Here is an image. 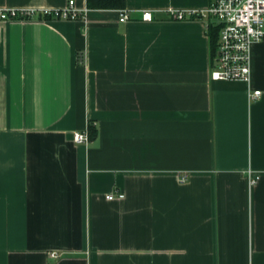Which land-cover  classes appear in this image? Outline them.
I'll use <instances>...</instances> for the list:
<instances>
[{"label":"crops","instance_id":"crops-1","mask_svg":"<svg viewBox=\"0 0 264 264\" xmlns=\"http://www.w3.org/2000/svg\"><path fill=\"white\" fill-rule=\"evenodd\" d=\"M74 1L0 19V264H264V38L211 81L217 23L169 11L213 0Z\"/></svg>","mask_w":264,"mask_h":264},{"label":"built area","instance_id":"built-area-1","mask_svg":"<svg viewBox=\"0 0 264 264\" xmlns=\"http://www.w3.org/2000/svg\"><path fill=\"white\" fill-rule=\"evenodd\" d=\"M171 16L178 21L188 18H207L214 20L219 27V41L210 70L211 81H232L250 84L252 80V49L264 38V0H213L210 5L201 11L170 10ZM42 15L43 19L65 21H79L85 18V11L76 7L75 1L70 0L66 7L58 10H0L1 20L34 19ZM127 11H121L119 21H129ZM152 11H143L142 20L152 21ZM256 100L261 91L251 93ZM74 142L87 145L90 142L89 130L74 133ZM258 178H254L255 182ZM184 181L185 178L183 177ZM123 196H120V198ZM113 200L114 196L107 197ZM57 258V253H51Z\"/></svg>","mask_w":264,"mask_h":264},{"label":"trees","instance_id":"trees-1","mask_svg":"<svg viewBox=\"0 0 264 264\" xmlns=\"http://www.w3.org/2000/svg\"><path fill=\"white\" fill-rule=\"evenodd\" d=\"M87 6L90 9H102V8H113V7H123L124 0H87ZM212 39L213 52L216 50V43L219 38V29L212 28L210 33Z\"/></svg>","mask_w":264,"mask_h":264}]
</instances>
